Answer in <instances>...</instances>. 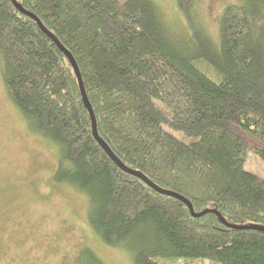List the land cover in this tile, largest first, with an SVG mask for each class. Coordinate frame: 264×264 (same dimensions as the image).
Listing matches in <instances>:
<instances>
[{"label":"trees","instance_id":"trees-1","mask_svg":"<svg viewBox=\"0 0 264 264\" xmlns=\"http://www.w3.org/2000/svg\"><path fill=\"white\" fill-rule=\"evenodd\" d=\"M75 61L99 138L127 168L181 201L121 171L92 135L71 63L11 0H0V70L28 129L57 147L52 180L86 198L99 241L132 264L157 258L264 264V0L227 5L212 42L195 0H175L197 52L169 32L153 0H15ZM178 132L190 139L185 143ZM226 223L258 229H236ZM75 264H104L86 246Z\"/></svg>","mask_w":264,"mask_h":264},{"label":"rangeland","instance_id":"rangeland-1","mask_svg":"<svg viewBox=\"0 0 264 264\" xmlns=\"http://www.w3.org/2000/svg\"><path fill=\"white\" fill-rule=\"evenodd\" d=\"M195 19L213 43H218V19L222 10L241 0H195ZM161 18L182 46L193 53L190 29L175 0H153ZM2 61L0 60V70ZM176 138L189 143L178 132ZM57 147L28 125L6 96L0 74V264H75L78 248L86 246L104 264H132L122 247L102 244L89 228L86 198L65 184L52 180ZM244 170L264 179V163L253 153ZM171 264H219L211 260L157 258Z\"/></svg>","mask_w":264,"mask_h":264},{"label":"water","instance_id":"water-1","mask_svg":"<svg viewBox=\"0 0 264 264\" xmlns=\"http://www.w3.org/2000/svg\"><path fill=\"white\" fill-rule=\"evenodd\" d=\"M11 1H12V4L14 5V7L18 11H20L23 15H25L27 17H30L32 20H34L37 23V25L41 28V30L52 40V42L57 46V48L66 56V58L68 59V61L71 63V65H72V67L74 69L75 75H76V79H77V82H78V86H79V90H80V94H81V97H82L83 104H84V106H85V108H86V110H87V112H88V114L90 116V119H91L92 135H93L94 139L96 140V142L100 145V147L105 151V153L110 158V160L121 171H123L126 174L132 175V176L136 177L137 179L141 180L145 185H147L148 187L152 188L155 192H157L159 194H162V195L169 196V197H173V198L181 201L188 208L191 217H199V216H202L205 213H207L208 211H201V212L195 213L193 211V209H192V206L190 205V203L185 198H183L182 196H180V195H178L176 193H173V192H170V191L163 190V189L159 188L158 186H156L155 184H153L150 180H148L143 174H141L138 171H134V170H131V169L127 168L126 166H124L120 162V160L111 152V150L108 148V146L98 136L97 129H96L95 116L93 114V111H92V109L90 107V104L88 102V99L86 97V94H85V91H84V88H83V84H82V80H81V76H80L78 67H77L75 61L73 60L72 56L59 43V41L57 40V38L53 34H51L49 31H47L42 26V24L36 18V16H34L33 14L25 11L15 0H11ZM211 212H214L219 217L221 223L223 225L229 227V228H236V229H241V230H243V229H258L256 227H250V226H240V227H236V226L230 225V224L226 223L224 220H222V218L215 211H211ZM259 230L264 231V229H262V228L259 229Z\"/></svg>","mask_w":264,"mask_h":264}]
</instances>
